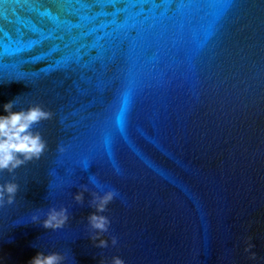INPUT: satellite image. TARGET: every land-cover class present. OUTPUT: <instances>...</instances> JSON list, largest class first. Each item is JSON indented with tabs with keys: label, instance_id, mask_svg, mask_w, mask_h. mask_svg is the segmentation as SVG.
Returning a JSON list of instances; mask_svg holds the SVG:
<instances>
[{
	"label": "water",
	"instance_id": "95a60500",
	"mask_svg": "<svg viewBox=\"0 0 264 264\" xmlns=\"http://www.w3.org/2000/svg\"><path fill=\"white\" fill-rule=\"evenodd\" d=\"M9 101L51 117L0 171V264H264V0H3Z\"/></svg>",
	"mask_w": 264,
	"mask_h": 264
},
{
	"label": "clouds",
	"instance_id": "9594fccd",
	"mask_svg": "<svg viewBox=\"0 0 264 264\" xmlns=\"http://www.w3.org/2000/svg\"><path fill=\"white\" fill-rule=\"evenodd\" d=\"M14 101H9L0 106V171L14 170L26 161L38 159L44 152L46 144L39 132L33 131V125L43 120L50 119L51 113L38 104L30 105L26 109L14 111ZM15 184H6L0 187V204L4 195H8V203H12V196L16 192ZM111 192L99 198L97 209L103 211L104 206L112 199ZM77 199L80 197L77 196ZM63 211H51L43 221L45 228L62 226L65 220ZM90 221L95 229L103 231L107 223L101 216H91ZM115 243V241H113ZM99 246H105L100 241ZM61 257L57 254L41 256L37 254L30 264H60ZM112 264H125L120 257H113Z\"/></svg>",
	"mask_w": 264,
	"mask_h": 264
},
{
	"label": "snow or ice",
	"instance_id": "6c2138e0",
	"mask_svg": "<svg viewBox=\"0 0 264 264\" xmlns=\"http://www.w3.org/2000/svg\"><path fill=\"white\" fill-rule=\"evenodd\" d=\"M3 0H0V3H2ZM118 51H119V44H115L112 48H111V58H112V61L115 62L116 59H117V54H118Z\"/></svg>",
	"mask_w": 264,
	"mask_h": 264
}]
</instances>
